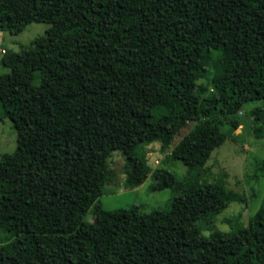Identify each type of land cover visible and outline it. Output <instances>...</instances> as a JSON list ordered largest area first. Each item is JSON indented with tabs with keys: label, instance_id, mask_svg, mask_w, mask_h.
I'll return each mask as SVG.
<instances>
[{
	"label": "trees",
	"instance_id": "1",
	"mask_svg": "<svg viewBox=\"0 0 264 264\" xmlns=\"http://www.w3.org/2000/svg\"><path fill=\"white\" fill-rule=\"evenodd\" d=\"M31 22L50 26L1 49L0 264H264V200L246 226H199L237 198L200 175L245 104L263 134L264 0H0L1 30ZM183 131L169 156L191 179L151 170L142 146ZM113 151L126 188L179 190L167 209L97 202Z\"/></svg>",
	"mask_w": 264,
	"mask_h": 264
},
{
	"label": "rangeland",
	"instance_id": "2",
	"mask_svg": "<svg viewBox=\"0 0 264 264\" xmlns=\"http://www.w3.org/2000/svg\"><path fill=\"white\" fill-rule=\"evenodd\" d=\"M50 26L45 22H31L18 33L0 29V58L6 51H19L21 46L28 45L32 39L44 34ZM9 69L0 62V74ZM259 105L258 102L245 104L236 114L239 122L237 129L230 133L224 143L214 149L206 162L205 170L200 179L212 181L221 177L226 181V189L234 191L237 198L226 208L212 218L199 221V226L205 235L214 231H229L234 226H246L248 219L259 208L264 200V130L263 134H256L259 122L251 114V109ZM191 125V124H190ZM185 132L176 136L173 143L162 149L159 142L145 144L141 148L147 165L154 168H167L173 171L178 179H191L186 173V167L178 160L170 158L169 153L174 144ZM16 147V132L8 117L0 122V155L12 152ZM157 160V162L155 161ZM111 175L105 184V192L99 196L97 202L105 209L137 207L141 213L153 210H164L170 205L178 189L165 188L152 190L154 179L151 174L145 181L135 187L126 188L124 180L127 163L119 151H113L107 158ZM93 206L85 215L87 221L93 220Z\"/></svg>",
	"mask_w": 264,
	"mask_h": 264
},
{
	"label": "built area",
	"instance_id": "3",
	"mask_svg": "<svg viewBox=\"0 0 264 264\" xmlns=\"http://www.w3.org/2000/svg\"><path fill=\"white\" fill-rule=\"evenodd\" d=\"M157 162V160H155Z\"/></svg>",
	"mask_w": 264,
	"mask_h": 264
}]
</instances>
